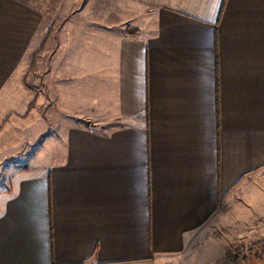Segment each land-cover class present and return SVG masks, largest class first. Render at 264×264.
I'll return each instance as SVG.
<instances>
[{
    "label": "crops",
    "instance_id": "obj_1",
    "mask_svg": "<svg viewBox=\"0 0 264 264\" xmlns=\"http://www.w3.org/2000/svg\"><path fill=\"white\" fill-rule=\"evenodd\" d=\"M39 98L67 116L0 199V264H188L264 172V0H0V141Z\"/></svg>",
    "mask_w": 264,
    "mask_h": 264
},
{
    "label": "rangeland",
    "instance_id": "obj_2",
    "mask_svg": "<svg viewBox=\"0 0 264 264\" xmlns=\"http://www.w3.org/2000/svg\"><path fill=\"white\" fill-rule=\"evenodd\" d=\"M34 70V74L40 73L39 67ZM28 82L41 93L37 81ZM40 99L35 100L34 111L27 121L26 114H18L17 124L8 132L10 137L3 136L0 141V199L11 191L16 177L23 171L42 170L57 157L54 139L60 131L54 127L64 122L67 115L55 103L54 114L48 116L46 102L37 103ZM26 106L20 109L26 110ZM22 120L26 123L22 124ZM260 200L263 206L258 209ZM186 261L188 264H264V172L247 178L243 188L223 201L217 214L202 227Z\"/></svg>",
    "mask_w": 264,
    "mask_h": 264
}]
</instances>
